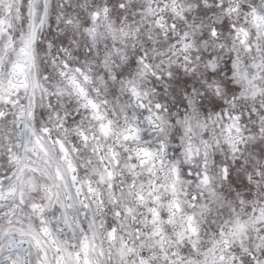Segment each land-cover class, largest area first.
<instances>
[{"label": "snow or ice", "instance_id": "6c2138e0", "mask_svg": "<svg viewBox=\"0 0 264 264\" xmlns=\"http://www.w3.org/2000/svg\"><path fill=\"white\" fill-rule=\"evenodd\" d=\"M0 264H264V0H0Z\"/></svg>", "mask_w": 264, "mask_h": 264}]
</instances>
